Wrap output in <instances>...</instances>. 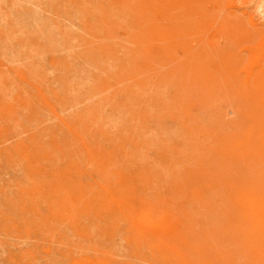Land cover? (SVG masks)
Returning <instances> with one entry per match:
<instances>
[{"label":"rangeland","instance_id":"374dc122","mask_svg":"<svg viewBox=\"0 0 264 264\" xmlns=\"http://www.w3.org/2000/svg\"><path fill=\"white\" fill-rule=\"evenodd\" d=\"M263 6L0 0V264H264Z\"/></svg>","mask_w":264,"mask_h":264},{"label":"bare ground","instance_id":"6f19581e","mask_svg":"<svg viewBox=\"0 0 264 264\" xmlns=\"http://www.w3.org/2000/svg\"><path fill=\"white\" fill-rule=\"evenodd\" d=\"M262 4H263V3H262ZM262 4H261V5H262ZM263 7H264V6H263ZM263 7H262V8H263ZM262 8H261V9H262Z\"/></svg>","mask_w":264,"mask_h":264}]
</instances>
